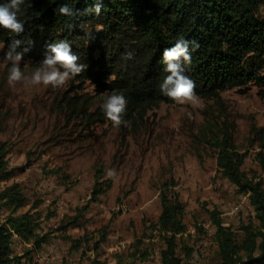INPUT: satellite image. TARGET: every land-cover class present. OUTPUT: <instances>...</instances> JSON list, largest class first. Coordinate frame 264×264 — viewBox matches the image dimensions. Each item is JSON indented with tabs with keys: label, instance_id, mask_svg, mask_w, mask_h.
I'll return each mask as SVG.
<instances>
[{
	"label": "rangeland",
	"instance_id": "obj_1",
	"mask_svg": "<svg viewBox=\"0 0 264 264\" xmlns=\"http://www.w3.org/2000/svg\"><path fill=\"white\" fill-rule=\"evenodd\" d=\"M6 51L0 42V140L10 141L9 164L16 170L9 183L22 185L27 208L38 203L43 230L51 234L28 264H163V240L147 226L159 218L161 186L172 178L186 206L189 234L179 249L186 263L220 264L213 210L239 235L243 225L257 223L249 194L219 171L212 139L219 126L229 124L238 148L247 154L243 170L264 181V145L251 137L253 126L264 134V94L257 86L226 89L218 98L197 94L202 108L163 102L139 119L137 127H117L107 119L86 129L81 117L67 119L70 111L62 103V95L70 96L74 89L71 79L55 89L10 87ZM37 66L31 59L21 62L26 73ZM74 93L93 98L94 105L105 100L91 86ZM109 169L115 177L108 176ZM100 172L101 180L109 178L112 185L93 200ZM104 227L107 239L95 250ZM69 235L88 242L76 250ZM184 244L193 248L191 255ZM24 245L17 241L16 250L21 253Z\"/></svg>",
	"mask_w": 264,
	"mask_h": 264
},
{
	"label": "trees",
	"instance_id": "obj_2",
	"mask_svg": "<svg viewBox=\"0 0 264 264\" xmlns=\"http://www.w3.org/2000/svg\"><path fill=\"white\" fill-rule=\"evenodd\" d=\"M9 2L0 0V4ZM63 4L75 15H61L59 7ZM93 7V0H25L18 13L24 32L16 34L0 26V42L5 49L19 39L23 43L18 50L30 47L24 59L36 64L44 58L48 44L66 41L71 45L86 70L71 78L74 89L70 96L69 92L62 95V103L70 111L68 120L81 117L86 121L80 124L83 128L91 129L107 120L103 104L94 105L93 98L83 99L74 93L84 87L91 86L94 95L104 98L114 91L122 93L128 101L124 119L133 127L149 110L163 102H174L159 89L167 75L162 57L165 48L182 38L199 45L192 51V63L184 66V74L195 81L198 95L218 98L226 89L247 90L250 84L264 94V0H103L99 15L89 11ZM217 129L212 139L218 169L240 192L249 194L257 220L256 224L243 225L239 235L225 224L218 210L211 212L220 264H264V181L249 177L243 170L247 154L238 148L234 129L229 124ZM251 134L252 141L261 140L264 145L261 128L253 126ZM11 146L9 140H0V264H28L33 262L34 252L51 240V234L43 230L38 203L27 208L22 185L9 183L16 174L9 164ZM103 176L97 175L93 200L112 185L109 178L101 180ZM175 187L173 178L162 183V211L147 228L157 231L163 240V264H188L179 254L189 234L186 206ZM76 219L72 222L77 223ZM68 225L63 224L61 229L66 230ZM106 228L100 230L95 250L106 241ZM68 238L76 250L84 240L88 242L85 238ZM17 241L25 244L21 253L16 250ZM183 250L186 255L193 253L187 244Z\"/></svg>",
	"mask_w": 264,
	"mask_h": 264
},
{
	"label": "clouds",
	"instance_id": "obj_3",
	"mask_svg": "<svg viewBox=\"0 0 264 264\" xmlns=\"http://www.w3.org/2000/svg\"><path fill=\"white\" fill-rule=\"evenodd\" d=\"M55 2V0H50ZM25 0H10L9 3L0 4V26L21 34L24 32V22L19 19L18 13ZM94 7L89 11L100 14L103 0H93ZM59 13L65 16H73L75 13L67 4L59 7ZM23 42L14 39L4 53L6 61L11 67L8 71L7 83L10 87L17 84L25 89L39 85L51 86L52 88H62L69 79L74 78L86 70V66L80 63L79 55L73 53L71 45L66 41L53 42L48 44L44 58L39 61L38 66L31 73H26L21 68L24 54L30 51V47L18 50ZM31 43V42H29ZM199 45L195 41L179 39L170 47L163 51L162 62L165 65L164 71L167 73L159 84L161 93L177 104H189L192 108H202L199 96L196 93L195 81L184 74V66L192 63V51ZM191 48V51H190ZM128 58L132 54L128 53ZM127 98L122 93L113 92L108 95L102 105L104 114L114 126L127 124L124 116L127 111ZM115 170L109 169L108 176L115 177Z\"/></svg>",
	"mask_w": 264,
	"mask_h": 264
}]
</instances>
